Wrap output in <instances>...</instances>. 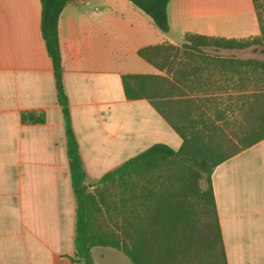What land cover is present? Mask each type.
<instances>
[{"label": "crops", "instance_id": "1", "mask_svg": "<svg viewBox=\"0 0 264 264\" xmlns=\"http://www.w3.org/2000/svg\"><path fill=\"white\" fill-rule=\"evenodd\" d=\"M169 31L128 0H78L59 20L63 83L92 190L108 172L157 143L181 137L148 99H128L125 75H163L139 50L181 45L187 33L260 34L253 0H171ZM40 0H0V264H82L66 126L41 32ZM43 116L26 122L25 113ZM227 264H264V139L213 170ZM95 264H133L111 247Z\"/></svg>", "mask_w": 264, "mask_h": 264}, {"label": "trees", "instance_id": "2", "mask_svg": "<svg viewBox=\"0 0 264 264\" xmlns=\"http://www.w3.org/2000/svg\"><path fill=\"white\" fill-rule=\"evenodd\" d=\"M40 1L41 32L64 114L76 201L72 260L95 264L91 249L111 247L122 251L133 264H189L188 260L182 262L181 257L189 253L196 257L197 250L201 251L198 255L211 256L215 264H227L211 176L220 163L264 139V90L251 94L246 121L239 130H231L232 141L225 128L230 123L227 109L216 102V106L211 105L213 113L194 108L206 107L216 100L209 98L213 91L222 92L218 93L221 98L225 91H236L238 85H245L251 60L222 51L243 50L252 45L264 48V4L253 0L260 27L256 37L228 39L187 33L181 45L163 44L139 50L143 59L167 75H125V94L128 99H148L181 137L182 145L174 149L164 143L154 144L106 173L90 191L63 83L59 39L61 13L78 0ZM129 1L161 31H169L167 8L171 0ZM22 118L26 122H43V116L32 112ZM225 146H234V150L225 154ZM203 180L205 185L201 184ZM100 216L108 222L99 223Z\"/></svg>", "mask_w": 264, "mask_h": 264}, {"label": "rangeland", "instance_id": "3", "mask_svg": "<svg viewBox=\"0 0 264 264\" xmlns=\"http://www.w3.org/2000/svg\"><path fill=\"white\" fill-rule=\"evenodd\" d=\"M259 1L260 3L264 4V0H259ZM222 53L227 54V55L234 54L241 59L251 60L250 69H248L247 76L245 77V80H246L245 85L242 87L241 85H238L236 91L234 90H231L230 92L225 91V94H223L221 98L219 97L218 93H222V92L213 91V95H211V97L209 98L216 99V100H214L210 105L206 107L204 106L200 108L195 107L194 110L196 111L208 110L210 111V113H213L215 109L211 105L216 106L215 104L217 103L219 104V107H221L222 109H227V113H228L227 118H229L230 123H229V128L227 127L225 128L227 130V135L229 137V140L232 141L234 135L232 136L231 130L232 129L234 131L239 130L241 128V123L243 121H246L245 112L247 111L248 106L251 102L249 101L251 100L250 98L251 94L254 91L264 90V83H263V80H264L263 69L264 68L262 65L264 64V48L261 45H252L251 47L247 49H243V50H223ZM226 90L228 89L226 88ZM159 106L162 107L164 110H166V108H164L162 104L159 103ZM224 140H226L225 136H224ZM234 140H235V137H234ZM226 143H229V141L227 140ZM233 150H234V146L233 147L225 146V148L223 149V153L229 154ZM201 184L205 185V181L203 180ZM95 186H97V184H95L92 190L90 191H93ZM115 218L118 219V216H115ZM107 222L108 221L106 220V217L104 216L99 217V223L104 224ZM199 252L197 250L196 257H193L192 253H189L185 257L182 256L181 257L182 262H184V260H188L189 264H215L211 256L210 257L204 256L203 253L198 255Z\"/></svg>", "mask_w": 264, "mask_h": 264}]
</instances>
